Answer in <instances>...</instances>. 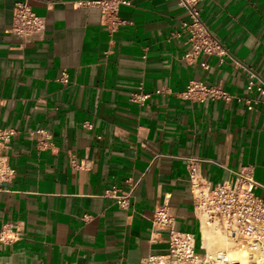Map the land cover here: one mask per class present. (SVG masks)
<instances>
[{"label": "crops", "instance_id": "obj_1", "mask_svg": "<svg viewBox=\"0 0 264 264\" xmlns=\"http://www.w3.org/2000/svg\"><path fill=\"white\" fill-rule=\"evenodd\" d=\"M19 1L45 19L32 44L11 31ZM76 1L0 0V128L16 131L0 227L19 232L0 242V264H141L167 250V233L153 222L162 205L178 230L213 250L194 212L188 159L212 185L229 178L226 168L242 167L264 185V94L250 93L251 110L238 99L249 94L251 72L264 82V0L200 2L229 52L222 62L184 58L187 34L171 37L188 19L178 0H130L113 35L98 7ZM192 79L232 98L185 99ZM140 91L145 101L133 99ZM113 187L131 193L125 207L104 195ZM256 192L264 200V188Z\"/></svg>", "mask_w": 264, "mask_h": 264}, {"label": "built area", "instance_id": "obj_2", "mask_svg": "<svg viewBox=\"0 0 264 264\" xmlns=\"http://www.w3.org/2000/svg\"><path fill=\"white\" fill-rule=\"evenodd\" d=\"M187 11L188 19L183 21L182 29L171 33L173 36L187 34L190 49L185 53L186 60H194L201 55H218L220 61L229 56L223 43L210 31L200 14L202 0H178ZM130 0H78V7H98L101 10L102 24L108 32L115 34L125 24L120 16L121 5H129ZM45 19L38 16L27 1H19L13 8V25L11 31L19 36L24 44H32L40 39L45 31ZM208 68L206 61L202 62ZM67 83L66 71L59 78ZM142 89V85L140 87ZM264 94V82H257V75L250 73L246 97L238 98L244 101L248 109H253L254 99L250 96L253 90ZM164 88L157 89V93ZM181 96L192 101H208L222 99L229 101L232 97L219 85H212L202 80L192 79ZM147 93L136 92L133 99L145 101ZM16 131L10 128H0V183L11 181L16 175V169L10 161L7 149ZM35 135L45 134L44 129H38ZM189 181L193 197L194 212L200 223L208 230L219 233L233 240V248L245 251L252 263L264 261V200L257 194L259 188H264L253 175L251 167L230 169L229 178L212 185L206 180L194 165L195 159L189 158ZM129 193H122L118 187L105 191V196L112 197L118 205L125 207L130 198ZM153 222L158 230L166 231L167 250L162 254H149L141 264H243L241 259L231 256L226 249H208L202 241L199 243L192 232L181 231L176 227V217L168 205L155 209ZM19 238V232L13 230L9 223L0 227V242L11 243ZM153 241H156L155 239Z\"/></svg>", "mask_w": 264, "mask_h": 264}, {"label": "bare ground", "instance_id": "obj_3", "mask_svg": "<svg viewBox=\"0 0 264 264\" xmlns=\"http://www.w3.org/2000/svg\"><path fill=\"white\" fill-rule=\"evenodd\" d=\"M214 236V235H213ZM215 237V236H214ZM225 238L226 243L223 246L214 247V249H226L231 253V256L241 259L243 264H264V261L259 260L257 263H252L248 259V254L245 251H239L238 249L233 248V240L229 238ZM222 240L221 235H216V240ZM214 240V239H213ZM209 241L211 243L212 236L209 235ZM211 245V244H209Z\"/></svg>", "mask_w": 264, "mask_h": 264}, {"label": "rangeland", "instance_id": "obj_4", "mask_svg": "<svg viewBox=\"0 0 264 264\" xmlns=\"http://www.w3.org/2000/svg\"><path fill=\"white\" fill-rule=\"evenodd\" d=\"M209 235L212 236L211 245L214 246V247L223 246L226 243L224 236L219 234V233H216V232L210 230L209 231ZM216 235H221L222 236V240H218V239L216 240Z\"/></svg>", "mask_w": 264, "mask_h": 264}]
</instances>
